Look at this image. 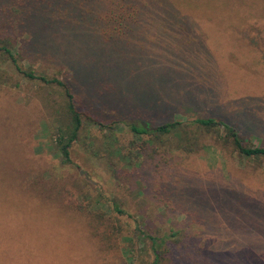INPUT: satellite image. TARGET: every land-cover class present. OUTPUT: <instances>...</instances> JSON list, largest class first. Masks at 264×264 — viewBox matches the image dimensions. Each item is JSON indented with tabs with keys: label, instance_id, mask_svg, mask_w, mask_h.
Segmentation results:
<instances>
[{
	"label": "rangeland",
	"instance_id": "obj_1",
	"mask_svg": "<svg viewBox=\"0 0 264 264\" xmlns=\"http://www.w3.org/2000/svg\"><path fill=\"white\" fill-rule=\"evenodd\" d=\"M170 1L189 25L171 24L156 42L160 28L141 29L123 48L127 60L114 63L127 77L116 82L123 92L111 93L112 103L86 54L77 75L67 56L45 54L17 32L26 25L6 27L26 55L21 64L62 77L85 115L65 165L55 148L57 124L45 120L36 94L56 93L0 60V196L15 192L21 155L27 181L33 174L76 200L61 206L31 194L0 197V264H152L147 235L166 241L161 264H264V159H241L231 145H217L222 132L197 134L208 149L165 152L126 125L214 117L235 126L246 146L264 145V0ZM4 28L0 22V45ZM130 82L142 92L129 93ZM9 124L20 129L8 138Z\"/></svg>",
	"mask_w": 264,
	"mask_h": 264
},
{
	"label": "trees",
	"instance_id": "obj_2",
	"mask_svg": "<svg viewBox=\"0 0 264 264\" xmlns=\"http://www.w3.org/2000/svg\"><path fill=\"white\" fill-rule=\"evenodd\" d=\"M175 7L176 5L170 0H0V22L5 25L2 33L5 37H11L10 40L4 37L5 42L0 45V60L10 61L23 79L40 82L45 88L54 90V93L59 96L60 100L58 101L54 96L56 94L46 95L45 92L42 93L41 88L36 92L47 118L45 120L49 118L52 123L57 124L58 143L55 148L58 152V154L56 153L57 157L61 159L62 163L65 165L71 163L69 149L79 139L84 125L82 116L85 114L80 110L69 84L62 77H49L44 72L32 69L31 65L21 64L26 55L21 47L17 48L16 37L9 34L6 27L17 30L26 25V31L17 32H26L27 40H30V43H35V46H38L40 51L45 54L54 58H59L60 55L67 56L65 62L67 68H71L77 75L80 71L79 58L86 54L89 59L85 63L91 66L90 71L95 76L97 75L94 81H103L104 84H101L103 91L109 95V103H112L116 101L114 97L117 94L112 96L111 93L123 92L122 86H118L116 82L127 77L126 70L114 66V63L118 60H127L123 59L128 54L123 48L130 47L133 39L141 37V29L160 28L151 36L156 42L170 26L172 27L171 24L174 23L176 27L172 30L183 29L189 25L183 17L178 16L180 13ZM147 16L150 20L144 21ZM137 29H139L138 32L134 34L133 32ZM138 42L140 44L139 40ZM185 43L191 46L196 43V40L187 39ZM132 74L133 72L129 74L130 79H132ZM158 76L161 79L166 75L159 72ZM146 77L152 78V74L148 71ZM133 83H128L127 88V91L132 95L135 90L131 87ZM137 87L136 93H141V88ZM171 94L173 92H168V95ZM86 119L89 120V117L86 116ZM9 122L11 123V120ZM5 124L0 119V125L5 126ZM43 124L44 126L48 125L47 122ZM126 125L134 138H147L146 142H157L160 144L159 148L165 152L195 153L201 149H208L209 146L199 142L197 134L199 132H222L226 138H223V141L216 139L217 145L223 142L224 145H231L241 159L250 161L264 159V145L246 146L235 126H232L228 121L214 117H199L189 121L178 119L155 127H148L137 121H131ZM13 126L10 125L9 128L3 129L8 138L13 132L16 133L14 128L20 129L18 126ZM112 126H109V129ZM15 145L19 148L17 143ZM18 150L20 152L22 147ZM116 152L119 154L121 150L118 149ZM20 159L22 171L19 168L17 177L10 183L15 192L3 191L0 196H3L2 201H9L18 193L25 200H28L29 194H31L41 200L59 201L61 206L64 203L65 206L76 203L73 193L65 190L55 192L51 181L44 182L34 178L33 174L29 175L27 181L26 174L23 172L24 163L21 155ZM26 173L28 174V172ZM115 209L118 210L117 213L123 214L117 207ZM139 233L145 237L141 231ZM146 237L152 244V264H161L163 252L159 250L166 241L153 238L150 235Z\"/></svg>",
	"mask_w": 264,
	"mask_h": 264
}]
</instances>
